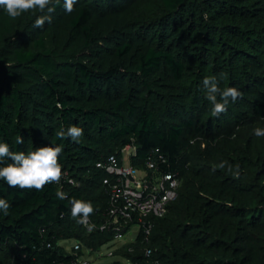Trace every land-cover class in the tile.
Instances as JSON below:
<instances>
[{"label": "trees", "instance_id": "obj_1", "mask_svg": "<svg viewBox=\"0 0 264 264\" xmlns=\"http://www.w3.org/2000/svg\"><path fill=\"white\" fill-rule=\"evenodd\" d=\"M51 16L35 29L31 11L0 12V140L63 145L59 182L0 181V264H67L60 239L104 240L85 238L70 201L99 218L112 175L96 163L125 145L134 165L152 158L178 179L164 215L149 218L160 264H264V137L252 134L264 127V0H77L71 13L60 0ZM212 76L241 93L219 116L202 86ZM70 125L79 142L55 136ZM141 241L122 252L142 261Z\"/></svg>", "mask_w": 264, "mask_h": 264}, {"label": "built area", "instance_id": "obj_2", "mask_svg": "<svg viewBox=\"0 0 264 264\" xmlns=\"http://www.w3.org/2000/svg\"><path fill=\"white\" fill-rule=\"evenodd\" d=\"M132 155H135L134 146L125 145L118 155L110 154L106 159L96 163L97 167L112 175L102 179V184L108 187L106 192L109 196H106V207L99 213V218L93 219L89 216L87 225L80 224L86 233V239L91 238L93 233L105 238L98 245L83 239H73L75 244L70 250H67L61 242L72 238L60 239L59 245L69 256L67 264H90L89 261L81 258L97 251L98 247L106 243L111 244L107 255L114 258L110 262L160 264L157 258L153 257V250L148 246L152 229L149 218L164 215L169 202L176 198L178 179L171 173H156V165L152 158L146 159L144 165H134L131 162ZM135 170L143 171L145 175L136 178L132 175ZM65 180L70 184L78 185L72 178L65 177ZM132 226L138 228L135 238L131 241H123ZM140 232L143 260L136 261L126 256L121 247L124 244L134 243ZM127 250L132 251L133 248L128 247Z\"/></svg>", "mask_w": 264, "mask_h": 264}, {"label": "clouds", "instance_id": "obj_3", "mask_svg": "<svg viewBox=\"0 0 264 264\" xmlns=\"http://www.w3.org/2000/svg\"><path fill=\"white\" fill-rule=\"evenodd\" d=\"M58 3L60 0H0V12L16 19L31 11L35 16L32 27L41 29L46 22H51V13L55 11V5ZM76 3L77 0H63L65 13H71ZM202 86L205 89V98L212 106V116L226 112L228 104L235 103L241 95L239 89L234 86L221 88L216 76L205 77ZM252 134L264 137V127H254ZM82 135L83 128L77 125L61 126L55 133L60 140L70 139L73 142H79ZM15 143L22 144L23 136L16 135ZM62 151L63 145L56 143L39 146L27 152L13 151L7 142L0 140V181L11 188L36 190L42 189L46 184L59 182L63 173L58 157ZM55 196L60 200L66 199L62 190L56 191ZM70 203L71 217L78 223L87 225L88 218L94 211L92 203L79 199H72ZM9 209V201L0 197V214L8 215Z\"/></svg>", "mask_w": 264, "mask_h": 264}, {"label": "rangeland", "instance_id": "obj_4", "mask_svg": "<svg viewBox=\"0 0 264 264\" xmlns=\"http://www.w3.org/2000/svg\"><path fill=\"white\" fill-rule=\"evenodd\" d=\"M132 175L136 178H142L145 173L143 171L135 170L132 172ZM138 228L136 226H132L131 230L127 233V235L123 238V241H131L135 238V235L137 233ZM62 245H64L67 250H70L71 247L75 244V240L69 239L66 241L61 242ZM111 244L106 243L102 246L97 248V251L92 252L91 254H86L82 260L89 261L90 264H98V263H108L112 261L114 258L109 257L107 255V252L110 250Z\"/></svg>", "mask_w": 264, "mask_h": 264}]
</instances>
